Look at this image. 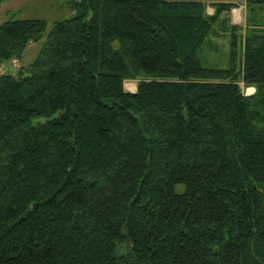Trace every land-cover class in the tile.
<instances>
[{
  "label": "trees",
  "instance_id": "obj_1",
  "mask_svg": "<svg viewBox=\"0 0 264 264\" xmlns=\"http://www.w3.org/2000/svg\"><path fill=\"white\" fill-rule=\"evenodd\" d=\"M67 1L0 73V264H264V0ZM46 26L0 22V65Z\"/></svg>",
  "mask_w": 264,
  "mask_h": 264
},
{
  "label": "rangeland",
  "instance_id": "obj_2",
  "mask_svg": "<svg viewBox=\"0 0 264 264\" xmlns=\"http://www.w3.org/2000/svg\"><path fill=\"white\" fill-rule=\"evenodd\" d=\"M207 4V13L213 12L211 3L224 2L225 0H200ZM237 5L226 14L232 23L243 24L246 14L245 0H232ZM72 10L67 0H0V22L9 18H42L47 22L46 30L39 41H31L20 57H14L0 65V73H10L14 76L20 72H26L31 62L42 46L45 36L52 26L54 20L70 16ZM219 25V24H218ZM215 26V28L218 27ZM212 39L211 45L205 44L199 52V57L204 66L227 67L229 64V35L220 34ZM137 80H126L125 88L133 91ZM251 89V90H249ZM246 94H251L253 87L243 88Z\"/></svg>",
  "mask_w": 264,
  "mask_h": 264
},
{
  "label": "crops",
  "instance_id": "obj_3",
  "mask_svg": "<svg viewBox=\"0 0 264 264\" xmlns=\"http://www.w3.org/2000/svg\"><path fill=\"white\" fill-rule=\"evenodd\" d=\"M224 2H231V3H235L232 0H225Z\"/></svg>",
  "mask_w": 264,
  "mask_h": 264
},
{
  "label": "bare ground",
  "instance_id": "obj_4",
  "mask_svg": "<svg viewBox=\"0 0 264 264\" xmlns=\"http://www.w3.org/2000/svg\"><path fill=\"white\" fill-rule=\"evenodd\" d=\"M249 90H251V89H249Z\"/></svg>",
  "mask_w": 264,
  "mask_h": 264
}]
</instances>
